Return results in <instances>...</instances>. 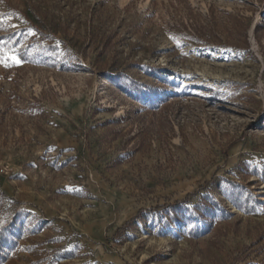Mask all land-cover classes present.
Returning a JSON list of instances; mask_svg holds the SVG:
<instances>
[{
  "label": "rangeland",
  "instance_id": "obj_1",
  "mask_svg": "<svg viewBox=\"0 0 264 264\" xmlns=\"http://www.w3.org/2000/svg\"><path fill=\"white\" fill-rule=\"evenodd\" d=\"M8 51L0 264H264V0H0Z\"/></svg>",
  "mask_w": 264,
  "mask_h": 264
},
{
  "label": "snow or ice",
  "instance_id": "obj_2",
  "mask_svg": "<svg viewBox=\"0 0 264 264\" xmlns=\"http://www.w3.org/2000/svg\"><path fill=\"white\" fill-rule=\"evenodd\" d=\"M32 34L34 35L35 33ZM21 63L22 60L15 51L4 52L2 55H0V64H3L5 67L11 65H20Z\"/></svg>",
  "mask_w": 264,
  "mask_h": 264
}]
</instances>
